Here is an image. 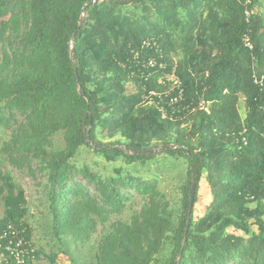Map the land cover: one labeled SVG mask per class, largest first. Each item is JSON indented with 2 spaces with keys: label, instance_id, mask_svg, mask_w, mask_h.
Masks as SVG:
<instances>
[{
  "label": "trees",
  "instance_id": "trees-1",
  "mask_svg": "<svg viewBox=\"0 0 264 264\" xmlns=\"http://www.w3.org/2000/svg\"><path fill=\"white\" fill-rule=\"evenodd\" d=\"M92 1L0 0V159L37 182L36 260L264 264V93L252 81L253 62L264 71V8L255 0L85 8ZM146 39L165 70L139 62L155 55ZM171 71L183 97L162 119L145 97L167 90L156 81ZM84 150L123 165L102 177ZM150 162L153 178L138 176ZM169 176L177 181L167 188ZM202 180L209 201L195 217ZM25 194L0 162V233L10 224L31 238Z\"/></svg>",
  "mask_w": 264,
  "mask_h": 264
},
{
  "label": "built area",
  "instance_id": "built-area-1",
  "mask_svg": "<svg viewBox=\"0 0 264 264\" xmlns=\"http://www.w3.org/2000/svg\"><path fill=\"white\" fill-rule=\"evenodd\" d=\"M248 16V12L245 13ZM243 46L249 52H252L253 46L246 34L243 36ZM157 43L153 39H146L142 42V47L153 48L155 55L147 57L146 59L139 61L146 70H165V65L161 61L159 49H157ZM256 64L252 63V81L253 83L264 93V71L262 73L255 72ZM157 84L163 82L169 84V88L163 93L149 91L145 97L146 102L156 105L162 119L168 117L167 110L172 113H176L174 107L179 109V104L183 97V91L181 83L175 76L174 71L166 72L163 76L157 79ZM156 98V101L153 99ZM163 98L168 99L166 107L163 105ZM198 109H204L203 104H198ZM264 113V103L261 107ZM35 247L31 238L27 235V231L20 230L10 224L7 225L4 231L0 233V264H35Z\"/></svg>",
  "mask_w": 264,
  "mask_h": 264
},
{
  "label": "rangeland",
  "instance_id": "rangeland-1",
  "mask_svg": "<svg viewBox=\"0 0 264 264\" xmlns=\"http://www.w3.org/2000/svg\"><path fill=\"white\" fill-rule=\"evenodd\" d=\"M0 137H2V139H5L6 133L5 134H1L0 133ZM1 158V156H0ZM160 158H157V160ZM82 160L85 161L86 163L91 164L93 167V170L95 172H97L98 174H100L102 177L104 176H109L113 174V169L117 168L118 166H122L123 164L121 162H117V163H106L105 161H103L102 159H98L96 158L89 150H84L83 151V156H82ZM0 162L2 163V165L6 168V170H8L11 175L15 178V180L17 181V183H19L23 189L25 190V198H26V202L28 204V208H29V213L26 217V222L29 225V229H30V237L31 240L33 242V245L35 247V249H38L39 247L44 246L43 241L40 239L42 234L39 231V227L37 226V212H38V202L36 200L37 197V182H35L34 180H32L29 176H27L26 174H23L17 170H14L13 168H11L10 166H8L6 164V162L2 161L0 159ZM180 163V167H182V164H184V161L178 162ZM158 163L155 162H150L149 164V172H147V170L145 168H139V173H137L138 176L144 177V178H153V175L156 173V166ZM131 173H134L132 170H130ZM176 178L169 176L167 177L162 184L166 185L167 188L171 187L172 185H174L176 183ZM209 201V195H208V191H207V187L205 182L202 180L200 183V186L198 188V192H197V202L194 208V216L198 217L200 215V213H202V211L204 210L205 205L208 203ZM3 214V207H2V203L0 202V217ZM38 227V229H37ZM35 264H47L45 259L42 256H39L35 262Z\"/></svg>",
  "mask_w": 264,
  "mask_h": 264
},
{
  "label": "water",
  "instance_id": "water-1",
  "mask_svg": "<svg viewBox=\"0 0 264 264\" xmlns=\"http://www.w3.org/2000/svg\"><path fill=\"white\" fill-rule=\"evenodd\" d=\"M99 0H93L90 4H88L85 8L90 7L91 5H95L98 3ZM100 1H105V0H100ZM71 59L73 60V56H71ZM99 148V146H96ZM180 150H183L182 148H179ZM161 150H164V148H160V149H156V150H151L150 153H156L159 152ZM195 186L196 184L193 183L191 186V190H190V195H189V209H188V213H189V217H188V222H187V226H189L190 224V215L192 213L193 210V201H194V195H195Z\"/></svg>",
  "mask_w": 264,
  "mask_h": 264
},
{
  "label": "crops",
  "instance_id": "crops-1",
  "mask_svg": "<svg viewBox=\"0 0 264 264\" xmlns=\"http://www.w3.org/2000/svg\"><path fill=\"white\" fill-rule=\"evenodd\" d=\"M256 1V10H262L264 8V0H255Z\"/></svg>",
  "mask_w": 264,
  "mask_h": 264
}]
</instances>
